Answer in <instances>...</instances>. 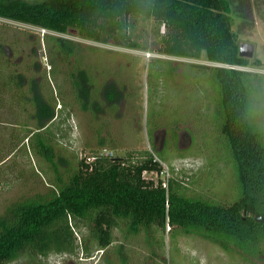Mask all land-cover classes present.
Returning <instances> with one entry per match:
<instances>
[{"label": "rangeland", "instance_id": "rangeland-1", "mask_svg": "<svg viewBox=\"0 0 264 264\" xmlns=\"http://www.w3.org/2000/svg\"><path fill=\"white\" fill-rule=\"evenodd\" d=\"M228 1L240 45H253L251 61H260L259 66L237 68L253 73L251 115L254 127L264 134V0ZM129 26L136 49L117 46L112 40H89L74 30L60 34L0 18V50L4 53L0 62L9 60L10 69L24 76L29 96L33 95L29 83L35 79L45 88L47 99H55L57 117L51 134L58 151L56 160L66 168L65 174H72L80 159L95 151L112 150L116 156H125L152 150L177 168L171 178L182 182L188 198L235 200L239 192L234 193L236 175L228 164L231 156L220 131L218 84L205 67L217 65L205 55L185 59L164 54L165 29L153 19L139 18ZM64 41L73 46L72 53L58 49ZM78 68L87 72L89 103L96 104L98 113L93 108L80 109L78 100H87L79 96L81 90L73 88L70 75ZM105 91L113 97L112 103L106 101ZM12 97L0 86V99ZM4 106H0V160L10 156L0 163V215L12 203L38 195L46 198L52 189L47 183L48 165L38 151L32 152L26 138L38 127L31 118L34 109L28 106L26 113L17 103ZM164 131L169 143L165 151H159ZM71 223L76 237L74 253L24 254L10 264H264V255L226 252L170 225L164 232L153 228L149 234L125 233L124 237L117 229L110 247L86 254L79 238L81 232L88 235L89 227L83 221Z\"/></svg>", "mask_w": 264, "mask_h": 264}, {"label": "trees", "instance_id": "trees-1", "mask_svg": "<svg viewBox=\"0 0 264 264\" xmlns=\"http://www.w3.org/2000/svg\"><path fill=\"white\" fill-rule=\"evenodd\" d=\"M231 11L228 0H0V18L60 34L74 30L83 38L103 43L112 40L130 49L138 44L127 30L129 25L139 18L153 19L165 29L164 54L185 59L205 55L217 65L205 67L218 84L223 120L220 131L231 156L227 162L237 178L234 193L239 192L233 201H215L188 198L180 180L171 179L168 190L161 184L156 186L143 177L144 171L161 167L150 150L113 157L95 151L82 157L72 174H65L66 168L56 160L58 151L51 134L57 117L55 99H47L45 88L35 79L29 83L28 91L33 94L29 96L24 76L10 69L9 60H5L0 62V73L4 71L5 76L0 74V86L15 97L0 99V106L17 103L26 113L28 106L34 109L31 118L38 127L26 138L32 152L38 151L48 165L49 172L45 171L52 189L46 198L38 195L18 200L0 215V264H10L24 254L74 253L76 237L71 220L83 221L89 227L88 235L81 232L79 238L86 254L110 247L117 229L124 237L125 233L149 234L153 228L164 232L170 225L226 252L264 255V221L254 219V215L264 217V134L254 127L251 115L253 73L234 68L259 66L260 61L240 57ZM72 48L64 41L58 49L69 54ZM70 75L73 88L81 90L79 96L87 100H78L80 109L86 112L93 108L98 113L96 104L89 103L87 72L78 68ZM105 94L112 103L113 97L107 91ZM91 157L95 159L89 161Z\"/></svg>", "mask_w": 264, "mask_h": 264}, {"label": "built area", "instance_id": "built-area-1", "mask_svg": "<svg viewBox=\"0 0 264 264\" xmlns=\"http://www.w3.org/2000/svg\"><path fill=\"white\" fill-rule=\"evenodd\" d=\"M234 68H237V67H234ZM97 154L101 156L104 155V156H109V157L114 156V152L112 150H105V149L100 150ZM153 156H154V160L159 162L161 167L157 171H144L143 177L148 180H152L156 186L161 184L163 188L168 190L170 186V181L172 179L171 177L173 175V171L176 170L177 168H173L171 165L166 164L154 153H153ZM94 159H95L94 157H91L89 158V161L94 160Z\"/></svg>", "mask_w": 264, "mask_h": 264}, {"label": "water", "instance_id": "water-1", "mask_svg": "<svg viewBox=\"0 0 264 264\" xmlns=\"http://www.w3.org/2000/svg\"><path fill=\"white\" fill-rule=\"evenodd\" d=\"M240 57L251 59L254 56V46L248 43H242L239 49ZM254 219L257 222L264 221V217L261 215H254Z\"/></svg>", "mask_w": 264, "mask_h": 264}, {"label": "flooded vegetation", "instance_id": "flooded-vegetation-1", "mask_svg": "<svg viewBox=\"0 0 264 264\" xmlns=\"http://www.w3.org/2000/svg\"><path fill=\"white\" fill-rule=\"evenodd\" d=\"M85 96V95H84ZM167 132H163V135H162V139H161V142L159 143V151H165L167 148H165L166 146H168V143H169V139H167ZM179 141V143H178V145H177V148H179L180 147V143H181V140L179 139L178 140ZM153 143H154V145H156L157 144V137L154 135L153 136ZM174 147L175 146H173L172 148L174 149ZM170 147H168V149H169ZM170 151H168L167 150V153H169V152H171V148L169 149Z\"/></svg>", "mask_w": 264, "mask_h": 264}, {"label": "crops", "instance_id": "crops-1", "mask_svg": "<svg viewBox=\"0 0 264 264\" xmlns=\"http://www.w3.org/2000/svg\"><path fill=\"white\" fill-rule=\"evenodd\" d=\"M106 97H107V96H106ZM106 101L108 102V100H107V99H106ZM107 102H106V103H107ZM102 145H104V144H102ZM102 145H100V146H102Z\"/></svg>", "mask_w": 264, "mask_h": 264}]
</instances>
